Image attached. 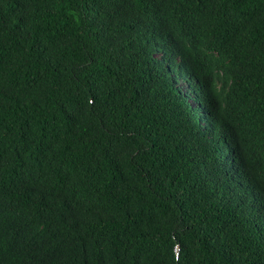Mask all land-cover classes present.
<instances>
[{"label": "trees", "instance_id": "trees-1", "mask_svg": "<svg viewBox=\"0 0 264 264\" xmlns=\"http://www.w3.org/2000/svg\"><path fill=\"white\" fill-rule=\"evenodd\" d=\"M0 264H264V0H0Z\"/></svg>", "mask_w": 264, "mask_h": 264}, {"label": "rangeland", "instance_id": "rangeland-1", "mask_svg": "<svg viewBox=\"0 0 264 264\" xmlns=\"http://www.w3.org/2000/svg\"><path fill=\"white\" fill-rule=\"evenodd\" d=\"M183 84V83H182Z\"/></svg>", "mask_w": 264, "mask_h": 264}]
</instances>
